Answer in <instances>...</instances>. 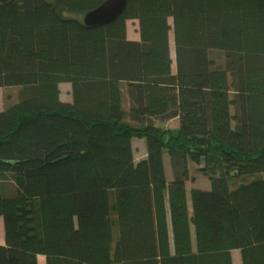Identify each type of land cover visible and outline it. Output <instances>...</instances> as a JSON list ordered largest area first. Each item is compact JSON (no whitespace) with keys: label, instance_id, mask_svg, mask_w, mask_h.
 Wrapping results in <instances>:
<instances>
[{"label":"trees","instance_id":"obj_1","mask_svg":"<svg viewBox=\"0 0 264 264\" xmlns=\"http://www.w3.org/2000/svg\"><path fill=\"white\" fill-rule=\"evenodd\" d=\"M104 1L0 0V264H264V0Z\"/></svg>","mask_w":264,"mask_h":264},{"label":"rangeland","instance_id":"obj_2","mask_svg":"<svg viewBox=\"0 0 264 264\" xmlns=\"http://www.w3.org/2000/svg\"><path fill=\"white\" fill-rule=\"evenodd\" d=\"M170 23H172V20L170 19ZM128 35L130 39H140L139 35V26L138 21L136 20H130L128 21ZM170 43H171V52L173 57V65L172 69L175 72L176 71V65H175V49H174V41H173V32H170ZM210 58L213 61L214 67L216 68H222L225 64V54L217 49H213L210 51ZM125 89V86H123ZM61 90V98L64 101H70L71 100V84L70 83H62L60 85ZM18 87H0V110H3L5 107H7L10 104H13L18 99ZM169 128H176L178 126V121L171 120L167 123H164ZM134 147H135V157L136 159L141 158L145 152V144L142 140L135 139L134 140ZM201 166L199 164H196L194 162L189 163V172H190V180L187 182V196H188V207L189 210L192 209L191 204V196H190V189L193 187H200V188H206L210 186V175L208 172H204L201 170ZM167 174L168 178L170 179L173 175L172 167L169 161L166 164ZM4 187L7 192L10 191V189L15 187V183L13 180V176L9 174L4 182ZM233 261L234 264H242L241 259V253L240 250H233L232 251Z\"/></svg>","mask_w":264,"mask_h":264},{"label":"water","instance_id":"obj_3","mask_svg":"<svg viewBox=\"0 0 264 264\" xmlns=\"http://www.w3.org/2000/svg\"><path fill=\"white\" fill-rule=\"evenodd\" d=\"M127 0H105L97 8L88 11L83 16L87 27H97L115 21L125 10Z\"/></svg>","mask_w":264,"mask_h":264},{"label":"crops","instance_id":"obj_4","mask_svg":"<svg viewBox=\"0 0 264 264\" xmlns=\"http://www.w3.org/2000/svg\"><path fill=\"white\" fill-rule=\"evenodd\" d=\"M129 34V33H128ZM129 36V35H128ZM130 38V37H129ZM133 40H139L138 38L133 39ZM71 101V100H70ZM146 154V152H145ZM144 154V155H145ZM143 155V156H144ZM0 244L4 245L5 244V233H4V227H3V220L0 217ZM39 264H46L45 256L39 255L38 256Z\"/></svg>","mask_w":264,"mask_h":264}]
</instances>
